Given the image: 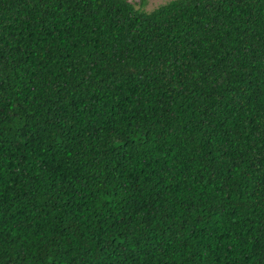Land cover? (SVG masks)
<instances>
[{
    "label": "trees",
    "instance_id": "1",
    "mask_svg": "<svg viewBox=\"0 0 264 264\" xmlns=\"http://www.w3.org/2000/svg\"><path fill=\"white\" fill-rule=\"evenodd\" d=\"M0 0V264H264V0Z\"/></svg>",
    "mask_w": 264,
    "mask_h": 264
},
{
    "label": "rangeland",
    "instance_id": "2",
    "mask_svg": "<svg viewBox=\"0 0 264 264\" xmlns=\"http://www.w3.org/2000/svg\"><path fill=\"white\" fill-rule=\"evenodd\" d=\"M132 2H138L139 0H130ZM166 0H145L144 8L150 10L156 7L158 4L165 2Z\"/></svg>",
    "mask_w": 264,
    "mask_h": 264
}]
</instances>
